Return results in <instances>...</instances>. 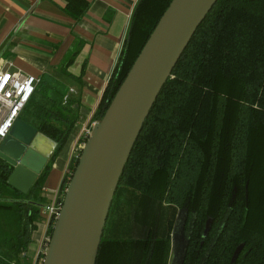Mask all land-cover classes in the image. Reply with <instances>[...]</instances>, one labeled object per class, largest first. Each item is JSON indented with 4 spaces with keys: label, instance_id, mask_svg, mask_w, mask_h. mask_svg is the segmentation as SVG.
Segmentation results:
<instances>
[{
    "label": "trees",
    "instance_id": "16d2710c",
    "mask_svg": "<svg viewBox=\"0 0 264 264\" xmlns=\"http://www.w3.org/2000/svg\"><path fill=\"white\" fill-rule=\"evenodd\" d=\"M62 1L74 21L88 7L85 0ZM170 2L136 5L97 120ZM44 88L23 112L56 149L27 194L7 184L12 167L0 158V264L20 263L27 251L41 188L71 133L59 90L47 96ZM180 209L182 264H264V0H217L197 27L133 145L95 264H168Z\"/></svg>",
    "mask_w": 264,
    "mask_h": 264
},
{
    "label": "water",
    "instance_id": "95a60500",
    "mask_svg": "<svg viewBox=\"0 0 264 264\" xmlns=\"http://www.w3.org/2000/svg\"><path fill=\"white\" fill-rule=\"evenodd\" d=\"M217 0H171L97 120L66 186L42 264H95L108 211L133 145L160 90ZM56 143L18 118L0 145L7 184L27 194Z\"/></svg>",
    "mask_w": 264,
    "mask_h": 264
},
{
    "label": "crops",
    "instance_id": "0c3cea01",
    "mask_svg": "<svg viewBox=\"0 0 264 264\" xmlns=\"http://www.w3.org/2000/svg\"><path fill=\"white\" fill-rule=\"evenodd\" d=\"M85 1V14L74 21L61 10L62 0H0V71L20 70L37 77L41 83L36 88L43 85L47 96L55 95L57 88L59 105L70 115L66 125L70 120L73 124L41 188L39 205H51L62 196L63 180L75 165L84 131L97 121L103 92L140 0ZM38 94L34 92L31 98ZM23 111L19 118L34 127ZM38 215L25 252L27 261L49 237L46 215L39 211Z\"/></svg>",
    "mask_w": 264,
    "mask_h": 264
},
{
    "label": "built area",
    "instance_id": "2783aa9c",
    "mask_svg": "<svg viewBox=\"0 0 264 264\" xmlns=\"http://www.w3.org/2000/svg\"><path fill=\"white\" fill-rule=\"evenodd\" d=\"M39 82L40 81L37 77L20 70L12 72L0 71V145L9 134L13 123L19 118L21 112L30 101ZM94 124L95 123H93L90 129L84 131V137L78 145V153L75 157V161L78 160ZM65 189L62 192L61 198L51 205L37 204V210L46 215L49 228H52L58 216ZM48 238L45 239L44 244L37 251L32 260L27 261L26 253H24L20 263L17 264H42Z\"/></svg>",
    "mask_w": 264,
    "mask_h": 264
},
{
    "label": "rangeland",
    "instance_id": "374dc122",
    "mask_svg": "<svg viewBox=\"0 0 264 264\" xmlns=\"http://www.w3.org/2000/svg\"><path fill=\"white\" fill-rule=\"evenodd\" d=\"M185 219V210L180 209L177 213L172 232L170 252L168 257V264H182L185 250L186 241L183 238V223Z\"/></svg>",
    "mask_w": 264,
    "mask_h": 264
}]
</instances>
